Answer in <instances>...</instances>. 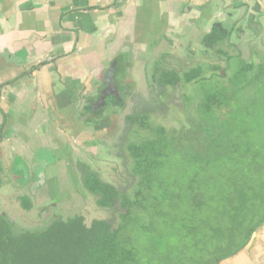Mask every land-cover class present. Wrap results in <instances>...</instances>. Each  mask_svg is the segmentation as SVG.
I'll use <instances>...</instances> for the list:
<instances>
[{
  "label": "trees",
  "instance_id": "16d2710c",
  "mask_svg": "<svg viewBox=\"0 0 264 264\" xmlns=\"http://www.w3.org/2000/svg\"><path fill=\"white\" fill-rule=\"evenodd\" d=\"M231 33L214 27L203 41L211 59L189 56L154 76L160 97L194 86L198 98H184L197 126L171 133L147 114L127 116L145 130L126 145L130 189L83 172V188L118 220L78 215L18 231L0 214V264H219L244 250L264 225V54L252 44L245 59ZM241 94L253 104L238 115Z\"/></svg>",
  "mask_w": 264,
  "mask_h": 264
},
{
  "label": "crops",
  "instance_id": "0c3cea01",
  "mask_svg": "<svg viewBox=\"0 0 264 264\" xmlns=\"http://www.w3.org/2000/svg\"><path fill=\"white\" fill-rule=\"evenodd\" d=\"M214 27L233 43L264 41V0H0V145H45V122L93 98L114 60L144 78L154 52L177 64ZM219 264H264V225Z\"/></svg>",
  "mask_w": 264,
  "mask_h": 264
},
{
  "label": "rangeland",
  "instance_id": "374dc122",
  "mask_svg": "<svg viewBox=\"0 0 264 264\" xmlns=\"http://www.w3.org/2000/svg\"><path fill=\"white\" fill-rule=\"evenodd\" d=\"M241 43L237 44L242 46L245 59L250 57L248 46L252 44L257 46L256 48L260 52L258 59L264 54V41L249 43L245 41L242 45ZM195 50L192 59L201 61L211 59L212 51L206 46H201V43ZM153 55L146 63L144 78L128 74L127 81L140 94L138 99H135L136 102L132 103L130 101L123 109H115L111 114L110 112L105 113L99 121L98 127L95 128L91 122L87 123V119L81 122L78 120L83 115L82 110L87 103L86 98L84 102L70 105L67 119L59 117L57 121L45 122L46 124L50 123L53 128V131L48 128L44 131L45 140L47 141L45 145L39 146L38 141L40 138L32 137L31 141L35 144L34 150L20 153L12 151L7 155L4 154L3 169L6 184L3 188H0V213H6L15 221L17 229H20L19 227L42 226L53 215L57 214L63 219L82 215L87 224H90L94 219H106L116 222L118 220L117 213L113 209L99 207L97 196L88 193L82 187L81 173L83 166L80 164H84V167L90 166L100 173L103 180L114 184L121 191H127L132 187L134 179L127 169L130 160L125 150L126 145L130 141H138L144 137L145 132L143 128L132 126L126 120L127 115L147 114L152 124L163 125L171 133L181 130L190 131L196 125L198 117L195 109L191 108L190 105L188 106L184 98V95L190 94L195 89L194 86L187 85L185 87L181 85L167 97L158 96L153 87L154 76L161 70L169 68L171 64H177L176 62L165 63L166 60L164 62L158 52H154ZM179 58L188 63L192 62L189 56ZM164 59L166 58L164 57ZM155 64H159V67L156 68ZM181 66L185 69L189 67V64H181ZM259 87L264 91V83L260 84ZM243 94L238 96L235 101L237 108L235 113L238 112V115H242L241 109L250 107L253 104H250L248 98ZM198 96L197 91H195L191 99L195 100ZM258 97L261 98L256 104L258 114H264V92ZM72 107L74 111L70 109ZM224 112L226 113V110ZM59 125H62L61 131L58 130ZM42 140H44V137H41V142ZM37 148L38 151L45 149L39 152V157ZM53 148L55 151L57 150L55 153L57 163L53 164L51 160H48L44 174L46 183L37 191L38 197H36V195L29 193L28 183L35 182V176L32 175L34 169L41 166L43 163L41 159L45 158L46 155L48 156L49 150ZM14 165L24 168V176L21 177L19 175L21 172L18 170L15 171L19 173L18 175L12 173L11 166L13 168ZM24 177L29 179L28 183L19 185L17 179L23 180ZM22 192L29 194V202L32 205L30 209L23 207L18 200L17 196ZM55 201L57 203L56 208H54L55 205H52ZM45 207H48V209L45 210Z\"/></svg>",
  "mask_w": 264,
  "mask_h": 264
},
{
  "label": "flooded vegetation",
  "instance_id": "af4514ba",
  "mask_svg": "<svg viewBox=\"0 0 264 264\" xmlns=\"http://www.w3.org/2000/svg\"><path fill=\"white\" fill-rule=\"evenodd\" d=\"M127 77H128V74H127L125 58H123V59L120 58V60H118V62H117V71L115 73V82L117 83L118 88L120 90V97H117L116 93L113 90V88H111L106 83V81H105L106 80V74H105V77L103 79V82L101 83V86L97 89L96 95L93 98H91V99H87V101H86L87 103L85 104V106L83 107V110H82L83 115H81V117L78 118V120L81 122V121H83V120L85 121L87 119L86 120L87 123L91 122L93 124V126L96 128V127H98L99 121L103 118L105 113H107V112L109 113L110 112V114H111L115 109H123L130 101L132 103L136 102L135 99H138V97H139L138 95H140V94H138V92H136L134 90V87L129 84V82L127 81ZM103 91L110 93L108 95V97L105 99V102H106L105 105H102L100 100H99L100 99V94ZM129 115H132V114H129ZM129 115H127V116H129ZM126 120H127V117H126ZM4 138H5V136L1 135L0 143L3 141ZM56 152L53 151V150H49L48 156L46 155L45 158L41 159V160H43L42 161L43 163L41 164L40 167L35 168L34 172L32 173V175L35 176V182H29L28 183L29 179L28 178L26 179L24 177L23 180L22 179L21 180L17 179V181H19L18 184L19 185H22V184L26 185L28 183V188H29L28 191H29V193H31L33 195H36V197H38L37 196V191L40 190L42 188V186H44V184L46 183L44 181V179H45L44 174H45V169L47 168L46 164L49 162L48 160H51L53 162V164L57 163V157L55 156ZM8 153L9 152L6 151L0 145V188H3L4 185L6 184L5 183V177H4V169H3V162H4L3 158L5 157L4 154L7 155ZM37 155L39 157V152H37ZM80 165L83 166V170H82V173H81V184H82L83 172L86 169L90 170V169H93V168H91L90 166L84 167V164H82V163ZM11 169L13 170L12 173H14L16 175L19 174V173L15 172L16 170L21 172L19 174L21 177H22V175L24 176V174H25L24 168H20L19 166L17 167L16 165H14L13 168L11 166ZM41 169L43 170L42 172L40 171ZM70 176L73 178L72 175H70ZM40 180H41V182H40ZM8 183L10 184V182H8ZM82 187H83V185H82ZM17 197H18V200L21 202L23 207H25L27 209H30L32 207V205L29 202V194H25V193L22 192ZM52 205H55L54 208H56V205H57L56 201L53 202ZM47 209H48V207H45V210H47ZM0 214L1 215L5 214L8 219H10L12 222H14L15 228L18 231L41 228V227L45 226L47 223L63 219L60 215L57 214V215H53V217L49 221H47L45 224H43L42 226L33 227V228H21V227L18 226L20 229H17L16 222L13 221L6 213H2L1 212ZM75 216H78V215H75ZM63 220H66V219H63Z\"/></svg>",
  "mask_w": 264,
  "mask_h": 264
},
{
  "label": "water",
  "instance_id": "95a60500",
  "mask_svg": "<svg viewBox=\"0 0 264 264\" xmlns=\"http://www.w3.org/2000/svg\"><path fill=\"white\" fill-rule=\"evenodd\" d=\"M117 62H118V59H116L112 62L110 68L106 72V80L105 81L111 88H113L114 92L116 93V96L120 97V90L118 88L117 83L115 82V73L117 71ZM109 94L110 93H108V92H104V91L101 92L99 100H100L102 105H105V103H106L105 99L108 97Z\"/></svg>",
  "mask_w": 264,
  "mask_h": 264
}]
</instances>
